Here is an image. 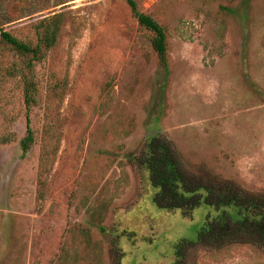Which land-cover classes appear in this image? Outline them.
<instances>
[{
    "label": "rangeland",
    "instance_id": "obj_1",
    "mask_svg": "<svg viewBox=\"0 0 264 264\" xmlns=\"http://www.w3.org/2000/svg\"><path fill=\"white\" fill-rule=\"evenodd\" d=\"M53 2L17 22L0 11L2 27L26 40L39 19L70 14L37 66V142L25 158L22 83L0 71V136L13 135L0 142V264H116L112 233L132 231L123 264H176L179 242L196 240L216 210L159 208L135 157L158 133L187 168L264 191V0H138L167 29L169 76L126 0ZM189 259L264 264V248L196 246Z\"/></svg>",
    "mask_w": 264,
    "mask_h": 264
},
{
    "label": "trees",
    "instance_id": "obj_2",
    "mask_svg": "<svg viewBox=\"0 0 264 264\" xmlns=\"http://www.w3.org/2000/svg\"><path fill=\"white\" fill-rule=\"evenodd\" d=\"M41 0H0L4 20L17 22L26 17L27 10L37 9ZM72 0H54V7ZM140 27L152 33V46L158 53L166 75L170 74L169 42L166 27L152 14L143 11L138 0H126ZM250 4L251 0H243ZM70 19L67 11H54L35 24L36 37L26 40L2 27L0 21V71L2 76L19 79L22 83L26 107V133L20 140L25 158L37 142L32 112L40 100V79L37 66L61 42L65 25ZM68 87L67 77L55 84V94L62 100ZM13 140L12 134L0 136L1 143ZM55 154L53 149L44 157ZM139 167L147 173L150 189H156L155 204L165 210H181L183 216H192L203 204L213 207L216 214L208 213L196 240L182 239L178 244L176 264H191L189 255L196 246L222 248L232 244H253L264 248V191H250L231 179H224L205 168L191 170L181 160L174 144L165 136L148 137L145 151L135 157ZM144 201V199H143ZM143 209L149 211L142 204ZM106 230L105 227H102ZM136 232H126L130 239ZM120 234L112 233V254L116 264L125 257Z\"/></svg>",
    "mask_w": 264,
    "mask_h": 264
}]
</instances>
